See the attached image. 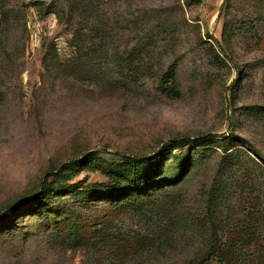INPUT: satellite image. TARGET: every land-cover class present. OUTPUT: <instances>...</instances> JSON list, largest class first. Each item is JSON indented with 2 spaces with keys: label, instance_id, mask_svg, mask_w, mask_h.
Wrapping results in <instances>:
<instances>
[{
  "label": "rangeland",
  "instance_id": "374dc122",
  "mask_svg": "<svg viewBox=\"0 0 264 264\" xmlns=\"http://www.w3.org/2000/svg\"><path fill=\"white\" fill-rule=\"evenodd\" d=\"M10 3L16 19L0 32V211L71 161L89 166L59 184L94 191L22 208L19 227H0V264H177L195 246L232 240L246 264H264V162L250 147L264 156V0ZM80 28L98 42L88 58L72 43ZM209 135L221 137L198 141ZM184 136L196 142L154 157ZM123 155L151 156L162 175L141 202L104 204L112 189L103 186L124 182L112 171L146 175ZM151 227L180 230L175 259L137 246Z\"/></svg>",
  "mask_w": 264,
  "mask_h": 264
},
{
  "label": "trees",
  "instance_id": "16d2710c",
  "mask_svg": "<svg viewBox=\"0 0 264 264\" xmlns=\"http://www.w3.org/2000/svg\"><path fill=\"white\" fill-rule=\"evenodd\" d=\"M185 2L187 5H191L194 2H199V0H185ZM15 9L16 8L11 5L10 0H0V32L2 29H4V26L6 24H9L13 22L14 19H16L15 17L13 19V14L16 13ZM44 13H53L59 21L62 20L61 12L59 10L52 11L50 9H47V11L45 10ZM89 17L92 18L91 23L93 24V27L92 29H90V31L98 32L97 20L94 18L95 15L93 14V12ZM227 31L228 25L226 23L223 28L224 36ZM72 43L74 44L76 53L80 54V58L83 57V53L84 55H86V58H88L98 52V42L95 40V37L91 39L87 37L84 29L80 28L74 30ZM217 137L221 136L209 135L199 139L198 141L211 142L214 140V138ZM242 139L245 142H248L244 138ZM195 142L196 141L192 140V138L189 136L172 139L168 143H166L161 149V152L154 157L161 158L163 155L172 154V152L177 148L185 147L194 144ZM250 147L252 148V150H254L256 156L258 158H261V160L264 162V156L258 153L256 147H253L252 145ZM93 157L94 155L91 158L93 159ZM122 157L134 163L136 165V170H138L139 167L145 166L146 175L139 176L138 174H135V177L133 179H128L125 174L121 173V170L116 169L112 171L110 178L119 177V180L124 182L122 184H118V189L117 185H115V187L113 185H110L109 187L103 186L105 189H112V191L106 193L103 198L101 197V200L102 202L104 201V204L122 203V205H127L133 204V202H141L142 200H144L143 198L146 195L154 194L151 193L152 189L155 187L154 185L151 184L150 187H146L153 182V176L161 177L162 175L163 167L147 166L152 159L151 156L123 155ZM88 163L92 164L93 161ZM85 166L88 167L89 165L84 164L81 161H71L70 163L63 164L59 168V172L57 175H55V179L52 182L49 183L47 180L42 182V190L40 192L35 193L34 195L24 196L14 203L8 204L3 210H1L0 227H19V221L23 217L21 209L28 206L34 200H41L42 198L48 199L50 195L60 196L69 193L75 195L81 193L89 196V194L94 191V188H83V186L80 184H65L62 187L61 184H59L60 182L58 181L59 176L61 177L65 172H74ZM90 168L92 167L90 166ZM135 194L136 196H140L138 198L139 200H130V198ZM124 198L126 199L125 201H123ZM91 201L93 200L91 199ZM144 207L142 206L138 208L137 212L143 213L145 211ZM31 220L32 219H30V221ZM22 226L25 227V225ZM179 231L180 230L177 227H151V231L148 236L142 239H137V246H139V244H143L142 249L147 247V251L150 250L149 252L151 253H155L156 251L163 252L164 256L168 257V261L169 259L173 260V258L175 259V257L172 258L171 255L174 253V249L177 247V241H179ZM216 243L218 244H211V242H207L197 247L195 246L184 258L177 259V264H246L247 252L244 245H241L234 240L228 243H219L217 241ZM168 254L171 258H169Z\"/></svg>",
  "mask_w": 264,
  "mask_h": 264
}]
</instances>
